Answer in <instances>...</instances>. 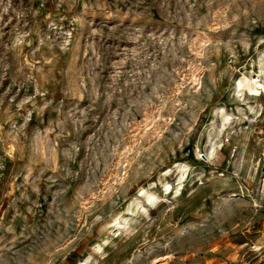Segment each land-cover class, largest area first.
<instances>
[{"label":"rangeland","instance_id":"374dc122","mask_svg":"<svg viewBox=\"0 0 264 264\" xmlns=\"http://www.w3.org/2000/svg\"><path fill=\"white\" fill-rule=\"evenodd\" d=\"M0 264H264V0H0Z\"/></svg>","mask_w":264,"mask_h":264},{"label":"bare ground","instance_id":"6f19581e","mask_svg":"<svg viewBox=\"0 0 264 264\" xmlns=\"http://www.w3.org/2000/svg\"><path fill=\"white\" fill-rule=\"evenodd\" d=\"M255 77V79H253V81H248L249 82V84H250V82H253L256 86L254 87L253 85H250V89H252V90H257V86H262L261 85V83L259 82V78H258V75H254ZM241 87L243 86L241 83L239 84ZM215 149H216V147L215 146H213V148H212V150H211V153H213V152H215ZM178 190H180V189H178Z\"/></svg>","mask_w":264,"mask_h":264}]
</instances>
